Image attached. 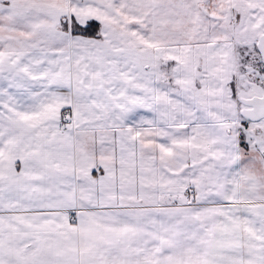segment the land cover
<instances>
[{
	"label": "snow or ice",
	"instance_id": "1",
	"mask_svg": "<svg viewBox=\"0 0 264 264\" xmlns=\"http://www.w3.org/2000/svg\"><path fill=\"white\" fill-rule=\"evenodd\" d=\"M0 264H264V0H0Z\"/></svg>",
	"mask_w": 264,
	"mask_h": 264
}]
</instances>
